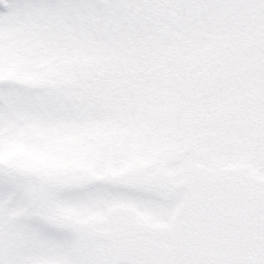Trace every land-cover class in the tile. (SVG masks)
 <instances>
[{
  "label": "snow or ice",
  "instance_id": "6c2138e0",
  "mask_svg": "<svg viewBox=\"0 0 264 264\" xmlns=\"http://www.w3.org/2000/svg\"><path fill=\"white\" fill-rule=\"evenodd\" d=\"M0 264H264V0H0Z\"/></svg>",
  "mask_w": 264,
  "mask_h": 264
}]
</instances>
